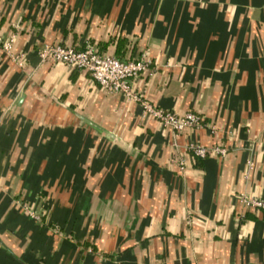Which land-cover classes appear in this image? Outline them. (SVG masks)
Instances as JSON below:
<instances>
[{"label": "crops", "instance_id": "obj_1", "mask_svg": "<svg viewBox=\"0 0 264 264\" xmlns=\"http://www.w3.org/2000/svg\"><path fill=\"white\" fill-rule=\"evenodd\" d=\"M0 264H264V0H0ZM141 53L133 91L43 43ZM224 150L200 157L188 143Z\"/></svg>", "mask_w": 264, "mask_h": 264}, {"label": "built area", "instance_id": "obj_2", "mask_svg": "<svg viewBox=\"0 0 264 264\" xmlns=\"http://www.w3.org/2000/svg\"><path fill=\"white\" fill-rule=\"evenodd\" d=\"M0 48L14 64L19 67L24 65L22 53L12 49L11 38H3L0 35ZM37 56L41 61L58 60L67 67L86 69L90 76L107 91L117 92L124 97L138 100L143 112L174 131L203 124L201 116L194 111L176 113L163 109L151 104L142 98L140 93L132 90L131 79L143 71L149 63V58L145 53L133 59H119L113 54L99 51L93 43L87 41L81 48L59 43H43L37 49ZM187 147L194 155L200 157L208 152L222 153L224 150L218 145L206 147L192 142H189ZM240 200L245 206L264 209V197H251L241 193Z\"/></svg>", "mask_w": 264, "mask_h": 264}]
</instances>
